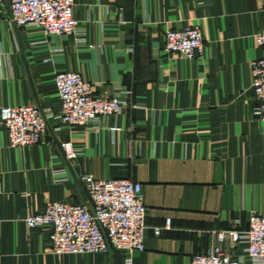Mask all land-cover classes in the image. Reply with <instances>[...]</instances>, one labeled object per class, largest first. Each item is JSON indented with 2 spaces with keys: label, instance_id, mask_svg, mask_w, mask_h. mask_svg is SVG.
<instances>
[{
  "label": "crops",
  "instance_id": "crops-1",
  "mask_svg": "<svg viewBox=\"0 0 264 264\" xmlns=\"http://www.w3.org/2000/svg\"><path fill=\"white\" fill-rule=\"evenodd\" d=\"M8 14L0 1V107L58 113L60 71L78 72L96 95L135 107L98 127L49 120L39 142L20 148L0 127V264H127L112 248L55 254L51 228L23 222L49 201L88 202L83 174L141 184L145 250L130 264H190L215 232H244L252 213H264V121L254 114L251 84L264 0H75L70 35L12 27ZM190 25L202 31L201 55L165 53L164 32ZM61 142L72 144L75 158ZM246 246L233 251L243 264H264Z\"/></svg>",
  "mask_w": 264,
  "mask_h": 264
},
{
  "label": "built area",
  "instance_id": "built-area-1",
  "mask_svg": "<svg viewBox=\"0 0 264 264\" xmlns=\"http://www.w3.org/2000/svg\"><path fill=\"white\" fill-rule=\"evenodd\" d=\"M0 1L7 4V21L12 27L35 26L45 34L70 35L77 31L75 0ZM254 39L262 49V56L251 62V84L257 100L254 114L264 121V30ZM163 41L164 52L180 58L194 59L203 51V34L198 26L167 29ZM54 83L61 103L58 113L34 104L0 107V127L6 129L12 147L39 142L49 129V120L69 128L98 127L102 119L122 107H135L119 95H96L92 83L75 71L57 72ZM60 147L68 159L76 157L70 142H61ZM79 180L88 202L49 201L42 211L27 214L24 224L28 228L49 226L50 250L55 254L105 253L112 248L123 251L130 264L133 252L145 250L146 207L141 184L126 178L96 179L87 174L79 176ZM159 232L156 229L155 233ZM239 243L247 245L252 259L264 261V213H252L244 232H215L210 247L195 254L190 264H243V256L233 252Z\"/></svg>",
  "mask_w": 264,
  "mask_h": 264
},
{
  "label": "water",
  "instance_id": "water-1",
  "mask_svg": "<svg viewBox=\"0 0 264 264\" xmlns=\"http://www.w3.org/2000/svg\"><path fill=\"white\" fill-rule=\"evenodd\" d=\"M59 147H60V145H59ZM61 148V147H60Z\"/></svg>",
  "mask_w": 264,
  "mask_h": 264
}]
</instances>
